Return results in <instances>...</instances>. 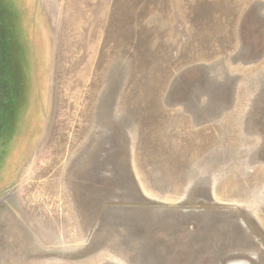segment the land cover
I'll list each match as a JSON object with an SVG mask.
<instances>
[{"label": "rangeland", "instance_id": "374dc122", "mask_svg": "<svg viewBox=\"0 0 264 264\" xmlns=\"http://www.w3.org/2000/svg\"><path fill=\"white\" fill-rule=\"evenodd\" d=\"M0 264H264V0H0Z\"/></svg>", "mask_w": 264, "mask_h": 264}]
</instances>
